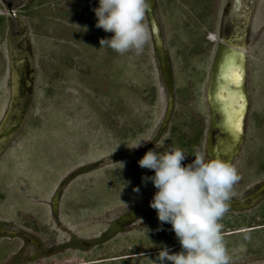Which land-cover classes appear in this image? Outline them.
<instances>
[{
	"label": "rangeland",
	"instance_id": "374dc122",
	"mask_svg": "<svg viewBox=\"0 0 264 264\" xmlns=\"http://www.w3.org/2000/svg\"><path fill=\"white\" fill-rule=\"evenodd\" d=\"M4 1L13 3L14 15L27 27L34 52L36 84L23 128L0 155V220L13 219L17 209L50 205L67 172L96 160V157H76L65 167V149L68 143L73 149L77 144H105L107 135L101 138L103 126L95 141L91 139L93 131L88 129L103 122L104 117L114 118L117 138L124 136L126 140L117 139L115 151L109 146L91 151L101 158L114 152L124 154L149 141L153 132L147 127L160 125L169 109L168 79L175 90L176 112L209 111L207 92L214 53L205 46L203 38L210 31L211 21L201 22L197 12L190 13V0L184 5L174 1L171 10L165 7L164 0H156L155 15L169 63L167 77L147 16L149 38L141 53L137 55L130 50L119 54L101 48L99 43L101 38L113 35L96 27L92 9L98 7L99 0ZM225 2L217 0L215 6L221 9ZM197 9L200 11L201 5ZM252 17L250 44L245 47L246 89L251 101L242 145L245 152L240 159H259L258 180L264 182V0H254ZM0 18L1 126L13 96L10 53L17 33L16 22L3 0ZM140 128L136 137L126 136L127 130ZM73 198L71 193L65 194L63 202L72 205ZM84 198L78 197L73 205H79ZM59 203L60 197L56 199V204ZM258 221L264 222V217L260 216ZM263 242L264 235L254 244L258 252L253 254L246 253L247 246L241 242L227 247L230 264H264Z\"/></svg>",
	"mask_w": 264,
	"mask_h": 264
},
{
	"label": "flooded vegetation",
	"instance_id": "af4514ba",
	"mask_svg": "<svg viewBox=\"0 0 264 264\" xmlns=\"http://www.w3.org/2000/svg\"><path fill=\"white\" fill-rule=\"evenodd\" d=\"M174 1L181 5L188 2L164 0L165 7L171 10ZM190 1V13L197 12L201 22L211 21L210 31L203 38L205 46L214 53L207 92L209 111L168 109L160 125L147 127L153 132L149 141L124 154L114 152L102 158L91 151H100L97 148L106 146L115 151L116 140L126 139L117 138L114 118L104 117L97 126H90L92 141L101 136L103 126L101 138L107 135L106 143L77 144L76 149L68 143L65 167L71 160H77L76 157H96V160L67 172L50 205L17 209L13 219L0 220V264H153L164 246L171 252H180L181 245L172 226L161 225L156 210L150 207L157 189L151 181L142 182V177L154 175V170L141 168L138 163L148 150L164 152L170 147H178L187 154L183 165L191 163L194 154L199 152L206 159L220 158L236 169L238 166L240 180L233 185L228 210L220 220L224 243L229 248L241 242L247 246L246 253L258 252L254 244L264 235V222L258 221L260 216L264 217V182L258 180L260 160L240 159L245 148L235 145L222 125L221 116L209 102L210 82L222 56L227 50L245 53V47L250 44L254 0H226L221 9L215 6L217 0ZM3 2L13 7V3ZM12 41L13 50L22 52L21 47L25 45L17 33ZM32 65L35 66L34 57ZM250 101L249 97V111ZM22 105L23 101L17 103L18 107ZM140 130H127L126 136L131 135L132 139ZM241 161L244 164L239 166ZM122 165H126L124 170ZM101 173L103 176L97 178ZM137 187L139 192L134 191ZM69 193L74 197L72 205H65L64 195ZM80 196L87 200L84 198L79 205H73ZM58 197L61 198L59 205L56 204ZM161 227L163 230H158Z\"/></svg>",
	"mask_w": 264,
	"mask_h": 264
},
{
	"label": "clouds",
	"instance_id": "9594fccd",
	"mask_svg": "<svg viewBox=\"0 0 264 264\" xmlns=\"http://www.w3.org/2000/svg\"><path fill=\"white\" fill-rule=\"evenodd\" d=\"M92 10L96 27L113 33L110 38L100 39L101 48L119 54L130 50L141 53L149 38L145 23L147 0H99L98 7ZM139 146L141 143L134 148ZM186 156L178 147L164 152L150 149L138 161L141 168L155 173L142 177V182L151 181L157 189L150 207L156 210L161 225L172 226L181 245L180 252L162 247L153 264H230L220 220L240 176L233 164L220 158L206 159L196 152L194 160L183 165Z\"/></svg>",
	"mask_w": 264,
	"mask_h": 264
},
{
	"label": "water",
	"instance_id": "95a60500",
	"mask_svg": "<svg viewBox=\"0 0 264 264\" xmlns=\"http://www.w3.org/2000/svg\"><path fill=\"white\" fill-rule=\"evenodd\" d=\"M147 4L148 10L146 16L156 50L161 56V64L167 77L169 63L164 53V41L161 35V28L159 27L155 15L156 0H147ZM7 8L9 15L12 16L16 22L17 35L25 47H21L22 52L12 49L10 53L13 96L9 110L0 126V155L8 149L14 136L23 128L32 108L35 92V66L32 65L34 52L28 30L25 23L14 15L13 7L8 5ZM247 70V55L241 51L227 50L216 66V71L212 76L209 88L210 105L212 109L221 116L222 125L225 131L228 132L230 138L233 139L236 146H241L245 142L246 122L249 113V94L246 89ZM233 72L234 74L239 73L240 76H242L240 86H235L230 83ZM225 76L228 77L227 81L224 79L226 78ZM167 82L169 110H172L174 108L175 90L170 79H168ZM222 91H226L234 102H242L244 104V106L239 109L242 112L236 114V116L234 115V109L232 110L231 106L226 104L224 99L217 97V93ZM20 101H23V105L18 107L17 103ZM14 116L18 117L17 120L13 119ZM260 193L258 194L260 195Z\"/></svg>",
	"mask_w": 264,
	"mask_h": 264
},
{
	"label": "bare ground",
	"instance_id": "6f19581e",
	"mask_svg": "<svg viewBox=\"0 0 264 264\" xmlns=\"http://www.w3.org/2000/svg\"><path fill=\"white\" fill-rule=\"evenodd\" d=\"M241 80H242V76H240L239 73L234 74V72H233L230 83L234 84L235 86L236 85L240 86ZM238 89H239V87H238ZM217 97L220 99H224L225 103L230 105L232 110L234 109V113H235L234 115L235 116H236V114H239L240 112H242L239 109H241L244 106V104L242 102H239V103L234 102L232 100V98L229 96V94L226 93V91L218 92ZM229 98H231V99H229Z\"/></svg>",
	"mask_w": 264,
	"mask_h": 264
},
{
	"label": "trees",
	"instance_id": "16d2710c",
	"mask_svg": "<svg viewBox=\"0 0 264 264\" xmlns=\"http://www.w3.org/2000/svg\"><path fill=\"white\" fill-rule=\"evenodd\" d=\"M0 23H2V19L0 18Z\"/></svg>",
	"mask_w": 264,
	"mask_h": 264
}]
</instances>
